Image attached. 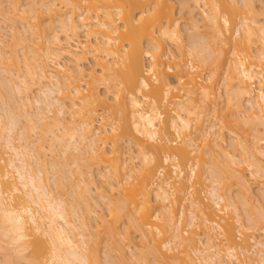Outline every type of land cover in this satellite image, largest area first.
<instances>
[{
    "label": "bare ground",
    "instance_id": "1",
    "mask_svg": "<svg viewBox=\"0 0 264 264\" xmlns=\"http://www.w3.org/2000/svg\"><path fill=\"white\" fill-rule=\"evenodd\" d=\"M179 1L177 7L173 0H31L32 4L29 0V7L20 8L19 0H0V19L11 25L9 30L14 34L9 40L12 43L8 42L0 26V68L4 69L0 76V144L6 156L0 152V255L4 260L9 258L6 264H19L24 259L38 260L39 264H116L110 253H104L106 258L98 262L96 247H90L95 227L103 222L105 235L112 239L121 235L120 240L129 244L131 253H125L123 242L120 251L115 249L125 258L129 254L127 260L118 256L121 264L124 260L145 264L148 249H143L151 245L153 263L149 264H264V239L247 231L264 235L263 208L253 211L248 206L249 198L255 196H251L250 176L264 185V163H257L259 159L254 157L264 158V147L262 143L255 147L254 159L249 141L234 129L239 119H247L241 123H252V131H248L258 138L252 139L253 143L264 140V22L257 19L256 6L262 5V0ZM7 5L12 6L7 9ZM183 24L188 25L185 30L191 32L190 40L185 41ZM82 32L84 42L80 40ZM195 70L208 71L209 75L199 83ZM221 72L227 112L220 118L215 86ZM27 79L38 85L36 97L28 94ZM5 91L15 95L8 99L10 105ZM98 113L101 120L107 117L111 123L96 122ZM40 126L44 136L38 135L35 141L31 134ZM224 130H228L238 154L228 152L220 143ZM196 132L205 135L202 141L215 136L207 143V150L197 148ZM159 136H165V142L161 139L160 143ZM46 137L51 143L48 147ZM124 137L129 145L126 150L121 147ZM130 145L136 148L139 167H128L136 158L128 155L133 148ZM213 148L239 170L234 172L229 165V171L224 172L213 158L204 172L209 182L202 185L204 196L191 194L194 183L204 174L199 162H192L190 156L198 152L204 161V152L212 153ZM47 152L57 158L49 162ZM157 157L164 165L171 164L173 177L159 180L164 166L155 171ZM88 158L94 165L103 164L96 172L108 181L105 187L96 184ZM184 175L191 185L186 194L191 200L188 207L181 204L177 211L174 203L181 197L171 199L178 194L171 183ZM61 178L71 183L69 193L63 192L66 184ZM200 181L198 184L204 183ZM225 181L235 184L239 192H247L238 196L225 192ZM52 183H59L56 190L72 197L64 199L59 191L58 195ZM262 185L260 197L264 201ZM115 190L119 199L113 195L117 199L111 196L114 201H109ZM95 194L105 203L109 201L110 222L93 208L91 203L102 208ZM72 198L75 203L70 202ZM127 209H131L130 216ZM220 213H228L227 217L233 214L237 226L231 217L222 219ZM123 218L126 224L129 221L122 224H130L125 227L132 226L143 240L137 258L132 252L134 245L130 246L134 231L119 229L124 231L121 234L116 227ZM184 223L191 235L183 229ZM197 226L201 232L205 230L201 238L194 230ZM237 233H245L240 242Z\"/></svg>",
    "mask_w": 264,
    "mask_h": 264
},
{
    "label": "rangeland",
    "instance_id": "2",
    "mask_svg": "<svg viewBox=\"0 0 264 264\" xmlns=\"http://www.w3.org/2000/svg\"><path fill=\"white\" fill-rule=\"evenodd\" d=\"M259 1V0H258ZM30 3H31V0H30ZM30 3H29V0H19V2H18V4H20L19 5V7L21 6H24L23 8H25V7H27L28 6V4L30 5ZM261 3V2H260ZM259 2L257 3V4H260ZM32 4V3H31ZM172 4L173 5H176L177 7H179V5L181 4L180 3V1L179 0H173V2H172ZM7 6H9V7H6L7 9H9V8H11V6L10 5H7ZM258 8H257V16H258V20H260L261 22H264V0H262V5L260 4V5H256ZM20 7V8H21ZM29 7V6H28ZM256 16V17H257ZM198 19H200V17L198 16L197 17ZM250 19H252V17H250ZM4 24V25H3ZM201 24V23H200ZM8 25H10V24H8ZM7 23L5 24V23H3V21H1V19H0V26L3 28V30L5 31V34H7L6 36H7V38H6V36H4L5 37V39H8V42H11V41H9V40H12L13 39V33L11 34V32H12V30H9L10 28H11V25L7 28ZM6 27V28H4V27ZM182 28H183V30H185V29H187L188 28V25L187 24H183V26H182ZM3 30H1V31H3ZM14 32H15V30H13ZM20 31H21V29H20ZM188 31H186L185 30V32L183 33L184 34V38H185V41H187V39H188V37H189V39L188 40H190V36H188V35H190L191 34V32H188ZM3 34H4V32H2ZM4 34V35H5ZM10 35V36H9ZM8 37H10V38H8ZM80 40L82 41V42H84V40H85V37H84V33L82 32V34H81V37H80ZM189 42V41H188ZM12 43V42H11ZM187 43V42H186ZM32 48V47H31ZM30 48V49H31ZM173 49H176V47L174 46L173 47ZM29 49H27V51H28ZM32 50V49H31ZM176 51V50H175ZM21 53H22V51H20ZM30 54V53H29ZM31 55V54H30ZM10 63V62H9ZM88 68H89V65H86V70H88ZM3 69V68H2ZM4 70V69H3ZM3 70H1V68H0V76H1V74L3 75V73H4V71ZM2 71H3V73H2ZM23 71H25V69H23ZM194 73H195V76H197L198 77V82L199 83H201L202 82V80H204L205 79V77H207L208 75H209V73H208V71H202V72H200V70H195L194 71ZM222 73L223 72H221L220 73V75H218L217 76V83H216V86H215V89H216V93H217V96L219 97V98H217L216 100H215V106H217L216 108L217 109H219V112L221 113L220 114V118H221V115H223L222 113H224L225 114V112H227L226 110H227V108H226V110H225V107H226V103H225V100H226V98H225V94H224V90H225V81H223V76H222ZM0 79H2L1 77H0ZM31 80V79H30ZM27 81H28V79H27ZM32 81V80H31ZM27 82V83H29L28 84V86H27V90L29 91L28 92V94L30 95V97H36L37 95H39L38 93V91H39V88H38V85H36V84H34V82ZM82 84L83 85H85V82L83 81L82 82ZM38 90V91H37ZM102 91H101V93L103 94V89H101ZM7 91V90H6ZM4 92V94L6 93L7 95H6V97H5V99H7V102H8V99L10 100L11 98L13 99V97L15 96H13L12 97V95L13 94H11L12 93V91L11 92ZM84 92H86L85 90H83ZM11 95L10 97L8 96L9 94ZM220 95H221V98H220ZM9 97V98H8ZM17 97H19V96H16L15 98H17ZM185 98V97H184ZM11 99V100H12ZM20 99V98H19ZM10 100V101H11ZM10 101L8 102L9 103V105H10ZM32 101H33V99H32ZM217 103V104H216ZM32 109V108H31ZM223 110V111H222ZM101 115H100V113H98V116H97V119H96V122H100L101 124H105V125H109L111 122H108L107 120H106V118L107 117H105L104 119H100L99 117H100ZM231 117V116H230ZM230 117H228L227 119L228 120H231V122H232V124H234V123H236V122H234L235 121V119H230ZM219 118V119H220ZM233 118V117H232ZM235 118V117H234ZM243 119V118H242ZM238 120V122H239V126L237 127V126H234V129H235V133L236 134H238L240 137H241V135L244 137V138H246V139H244L243 137H241L244 141L245 140H247V142H248V145L250 146L251 145V148L249 149L250 151H249V153H251V156L256 152L255 150H256V146H260L261 145V143H262V145L261 146H263L264 147V140H261L259 143H256V145L253 143V140L255 139H258L257 138V136H252V134H254L255 132H251L252 131V126H250V124H252V123H250V124H247L246 126L244 125L245 123H241L243 120H246L245 122H247V119H243V120ZM211 122V121H210ZM244 122V121H243ZM252 122V121H251ZM253 122H255V121H253ZM99 124V123H98ZM117 124H118V122H117ZM207 124H209V122L207 123ZM40 125V124H39ZM253 125H254V123H253ZM251 128V129H249V127ZM254 127V126H253ZM256 127V126H255ZM219 127H216V129H218ZM36 129H38V130H35V132H33L31 135H34V136H31L32 138H33V140H34V138H35V141H36V139H38V138H40V135L41 134H43V133H40V131L41 132H43V127H42V129H41V126H40V128H36ZM247 129V130H246ZM254 129V128H253ZM256 129V128H255ZM248 130H251V131H248ZM246 131H247V133H246ZM34 133H37V135L36 134H34ZM161 133H163V132H161ZM244 133H246V135L244 134ZM164 134V133H163ZM162 134V135H163ZM248 134V135H247ZM38 135H39V137H38ZM161 135V134H160ZM254 135H256V133L254 134ZM42 136V135H41ZM44 136V135H43ZM42 136V137H43ZM167 137H168V139L169 140H173L174 139V137L173 136H171V135H166ZM248 136V137H247ZM250 136L252 137V138H250ZM38 137V138H37ZM160 137V139L159 140H163L164 142H165V140L166 139H163V138H166L165 136H159ZM194 137H195V139H196V143L198 144L197 145V148H200V146H201V149H204V151L205 150H207V147H206V145H207V143H211L212 141H213V139H215V136L213 137V136H210V138L209 139H207L206 141H202L203 140V138L205 137V135L204 134H202L201 132H196V134L194 135ZM126 138L127 137H124V139H122L123 140V143H121V147H123L125 150L127 149V147H128V149H129V145H128V141L126 140ZM217 138V137H216ZM45 139H49L48 137H46ZM253 139V140H252ZM32 139H31V141H33ZM50 140V139H49ZM48 140V142H46L45 141V143H46V146L48 147L49 146V144H51V143H49L50 141ZM122 140H121V142H122ZM162 140H161V142L160 143H162ZM260 140V139H259ZM124 141H126V142H124ZM222 141V142H221ZM220 141V143L221 144H223L222 146H225V148H226V150L229 152L230 151V153L232 152V154L234 153L235 155L236 154H238V152L237 151H235L236 149L234 148V141H233V143H232V141H231V136H230V134L228 133V130H224V132H223V140H221ZM251 141V142H250ZM163 142V143H164ZM125 143V144H124ZM48 144V145H47ZM124 146H123V145ZM167 143H165V145H166ZM252 144L254 145V147L252 146ZM133 145V144H132ZM132 145H130V147L132 146ZM159 145H162V144H159ZM164 145V144H163ZM232 145V146H231ZM134 146V145H133ZM132 146V147H133ZM196 146V145H195ZM195 146L193 147V148H195ZM253 147V148H252ZM197 148H195V149H197ZM254 151H253V150ZM213 150H214V152H210V153H206V152H204V161H202V159H201V157H200V155L198 154V152H197V154L196 153H194V154H192L191 156H190V158H191V160H192V158H193V160H192V162H196V161H198L199 162V165L202 167V169H203V173L202 174H204V172H206V170H207V167L208 166H211V162H212V160H213V158H216L219 162H220V167H221V170H223L224 172H227V170L229 169V168H231V166H232V170L235 172L236 170H239V167H237L236 165H234V167H233V165L232 164H228V162H227V160H226V158H225V156L223 155V154H221V153H219V151H217V150H215L214 148H213ZM225 150V149H224ZM264 150V149H263ZM262 150V151H263ZM128 151V150H127ZM131 153L129 152L128 153V155L130 156V154H133L135 157L137 156V151H136V148L135 147H133V148H131ZM239 151V150H238ZM0 152H1V155L4 157V158H6V156H5V150L3 149V147H2V145L0 144ZM59 152V151H58ZM254 152V153H253ZM200 153V152H199ZM220 154V155H219ZM233 154V155H234ZM256 154V153H255ZM256 155H258V154H256ZM254 156L256 159H257V157H258V159L259 160H256V162L258 163V162H262V163H264L263 161H264V158H263V156L262 157H260V155H258V156ZM47 156L49 157H46V158H48L47 160H50L51 158H52V160H53V158H57V157H54L52 154H51V152L50 153H48L47 152ZM220 156V157H219ZM240 156H238V158H239ZM253 157V156H252ZM253 157V158H254ZM158 158V157H157ZM196 158V159H195ZM254 158V159H255ZM261 158V159H260ZM89 159V158H88ZM55 160V159H54ZM53 160V161H54ZM90 161H91V159H89ZM190 160V161H191ZM90 161H88V163L90 162ZM139 161H140V158L139 157H136V158H133V161L131 160V162L129 161V165H128V167H139L140 166V163H139ZM253 161H255V160H253ZM49 162H52L51 160L49 161ZM94 162V161H93ZM156 162V161H155ZM154 162V163H155ZM91 164H92V161L90 162ZM153 163V164H154ZM204 163V164H203ZM156 165H157V168H155V169H157V170H155L156 172H158V170H159V168H162V167H160V166H164L163 167V176L159 179V180H165V179H168V178H170V176H172L173 175V173H171L172 172V166H171V164L170 165H167L166 166V164L164 165V162H163V160L160 158H158V162H156L155 163ZM99 164H97V163H95V165L94 164H92V174H93V176L95 175V180L97 181H95L96 182V184L99 186V187H105V184H107L108 183V181L106 180V179H102V178H105V177H102V178H100L98 175H100L99 173L97 174V172H99V170H98V168L100 169V167H101V169H102V165L100 164V166H98ZM152 165V164H151ZM229 165H231V166H229ZM245 165V164H244ZM243 164L241 165V166H243L242 168H244L245 166H244ZM154 166V165H153ZM229 166V167H228ZM235 166H236V169H235ZM239 166V165H238ZM156 167V166H155ZM238 168V169H237ZM241 168V167H240ZM241 168V169H242ZM100 169V170H101ZM128 169V168H127ZM240 169V170H241ZM189 170V166H187L185 169H184V171H185V174H188V171ZM231 170V169H230ZM231 170V171H232ZM97 171V172H96ZM229 171V170H228ZM245 172V175H247L248 176V173L250 172H248V169L247 170H244ZM155 172V173H156ZM198 172H199V169H198ZM238 172V171H237ZM50 174H52V173H50ZM206 174V173H205ZM201 175L202 176V178L200 177V179H202V180H204L203 182L204 183H200V184H198L199 183V181H200V179H199V181H197V180H194V182H198L197 184L196 183H194L195 185H193V183L191 182V184L194 186V187H192V189H194V190H192V192H191V190H190V183L187 181L186 182V180L188 179H185L186 178V176L187 175H184V178L183 179H185V180H183L182 178V180L183 181H180L179 179H176V180H174V181H172V183H171V185H175V188H177L176 190H177V192H178V194H177V196H176V191H174V196L171 198L172 200H174L173 198H176V197H178V195H179V197H181V198H179L180 200H178V202H177V204H176V201H177V198H176V201H175V203H174V207H176L177 208V211H178V209L180 208V205L181 204H184L185 205V207L187 206H189V200H191V198L189 197V196H187L186 194H189V190H190V193L191 194H194V195H196L197 196V194H201V196L203 195L204 196V194L205 193H203V190H205V181H207L205 178V176L206 175ZM53 175V174H52ZM52 175H50V176H52ZM156 176H155V178H157V173L155 174ZM159 176V175H158ZM250 176V175H249ZM247 177L248 178V180L250 179V177H252V178H254L253 176H250V177ZM97 177V178H96ZM141 177V176H140ZM173 177V176H172ZM171 177V178H172ZM199 177V176H198ZM53 178V177H52ZM55 178V177H54ZM53 178V179H54ZM65 178V177H64ZM64 178H61V180L63 179L64 180ZM74 178V180H76L75 178L76 177H73ZM197 178V177H196ZM250 179L251 181L249 182L250 184H251V186H252V191H253V194L251 195V196H253L254 194H255V196L253 197V199H254V201H255V203H254V201H253V204H251L252 203V197L251 198H249L250 196L248 195V193H247V195H248V197H247V199L249 198L250 199V201H251V203H248V204H250V205H248V206H250L251 207V209L253 210V211H256L257 210V208H258V210H261L262 208V210H261V212H263V210H264V201L261 199L262 197H260V196H262L261 195V185H262V183H260V182H258V181H260V180H256L258 183H256V181L254 180V179ZM56 179V178H55ZM54 179V180H55ZM66 179V178H65ZM62 180V181H63ZM67 180V179H66ZM105 180V181H104ZM178 180V181H177ZM202 180L200 181V182H202ZM60 181V180H59ZM65 181V180H64ZM63 181V182H64ZM88 181H89V179H88ZM176 181L178 182V183H176ZM179 181H180V183H179ZM231 182H232V180H230ZM230 181H225V192H231L232 194H234V196H238V193H241V192H243V193H245V192H247V191H241V192H239L240 190H239V188L235 185V184H231V182ZM253 181H254V183H253ZM66 182V181H65ZM64 182V183H65ZM105 182H107V183H105ZM136 182V181H135ZM181 182H182V185L180 186V184H181ZM184 182V183H183ZM208 182V181H207ZM67 183H68V181H67ZM67 183H65L67 186H68V188H67V186L65 185V184H63L62 182H61V184L62 185H65L64 187H65V191H63V192H65V194H66V191L68 192V190H69V186H71V183H70V185H68ZM189 183V184H188ZM209 183V182H208ZM207 183V184H208ZM232 183H234V182H232ZM53 185H56V186H54L53 188H54V190H56V188L58 187V186H60L59 185V183H57V184H54V183H52ZM188 184V185H187ZM206 184V185H207ZM253 184V185H252ZM170 185V186H171ZM179 185V186H178ZM186 185V186H185ZM190 185V186H189ZM202 185H204V186H202ZM229 185H233L232 187L231 186H229ZM169 186V187H170ZM185 186V187H184ZM189 186V187H188ZM250 186V187H251ZM129 187V186H128ZM131 187V186H130ZM171 187H173L174 188V186H171ZM259 187V188H258ZM264 187V185H262V188ZM63 188V187H62ZM187 188H189L188 190H187ZM70 189H71V187H70ZM152 189H154V188H151V193H152ZM226 189H230L231 191H226ZM62 189H57L56 191L58 192H60ZM181 190H183V191H181ZM187 190V191H186ZM59 192L57 193L58 195H59ZM63 192H60V193H62V195L64 196L65 194L63 193ZM116 192V190L113 192V193H115ZM69 193V192H68ZM98 194V193H97ZM97 194H95L96 195V200L98 199V202L99 203H102L101 205V207L104 209V210H102V208H99V207H97L94 203H91L92 204V206H93V208L95 207V209H97V213H99V215H101L102 216V218L104 219L105 218V220H107V221H109L110 222V219H111V215H110V209H108L109 207L108 206H106L107 205V202H109V201H112L115 197L113 196V195H115V196H118L117 198L119 199V195H120V193H118V194H112V193H110L108 196H109V198L111 199H109V201H106V203L100 198V197H98L97 196ZM112 194V195H111ZM69 195V194H68ZM186 195V196H185ZM193 195V196H194ZM111 196L112 197H114L113 199L111 198ZM185 196V197H184ZM200 196V195H199ZM70 197H72V196H70ZM70 197H67V195H65V197H64V199L65 198H70ZM120 197H122V196H120ZM188 197L190 198V199H188ZM195 197V196H194ZM117 198H115L114 200H116ZM185 200H184V199ZM193 198V197H192ZM78 199H80V198H78ZM121 199V198H120ZM249 199H248V202H249ZM252 199V200H251ZM71 199H69V201H70ZM72 200L73 201H70V202H74V199L72 198ZM83 200V199H82ZM86 200H87V198H86ZM113 200V201H114ZM184 200V201H183ZM256 200L258 201V202H256ZM262 200V201H261ZM181 201V202H180ZM187 201V202H186ZM189 201V202H188ZM260 201V202H259ZM81 202V203H80ZM91 202V201H90ZM92 202H93V200H92ZM97 202V201H96ZM184 202V203H183ZM75 203V202H74ZM79 203H80V205H81V207H82V201H80L79 200ZM98 203V204H99ZM177 205H178V207H177ZM253 205V206H252ZM97 207V208H96ZM108 207V208H107ZM257 207V208H256ZM157 208V207H156ZM241 209H242V212H243V215H246V211H245V209H244V207L243 206H241ZM131 209H127V211L126 212H128L129 211V213L130 214H127V215H131V211H130ZM126 212H125V214H126ZM258 212H260V211H258ZM231 213V212H230ZM228 214V213H227ZM227 214H224L223 215V213H220V214H218L221 218L222 217H226L227 218V220H228V218H230V220L232 221V223L234 222V219H233V214H230L231 216L229 217H227ZM104 215H105V217H104ZM127 215H125V217L124 218H127V217H129V216H127ZM229 215V214H228ZM123 218V219H124ZM164 218V217H163ZM100 219V218H99ZM103 219H101V220H103ZM128 219V218H127ZM166 220H167V217L165 218ZM223 219V218H222ZM226 220V219H225ZM122 219L119 221L120 222V224H117L116 225V227L118 228V230L119 229H122V230H124V228H126V227H129L130 226V224L128 225V226H126L127 224H128V221L129 220H127V224L125 223L126 222V219H124V221H122ZM221 221H223V220H221ZM92 223H93V226L95 225V220H93L92 219V221H91ZM225 222V221H224ZM91 223V224H92ZM99 223V222H98ZM98 223H96V224H98ZM104 223V222H103ZM101 224L99 227H95V228H97V230L96 229H94V231H95V235H94V237H92L91 238V246L90 247H96L95 249H96V251H97V258L99 259V261L98 262H100L102 259H104V257L106 258V256L107 255H109V253H110V255H112V257L111 258H115V259H112V260H115V262L114 263H116V264H118L120 261H123V260H120V257H121V259H124L125 258V256L124 255H122L120 252H118V254L117 253H115L116 251H115V249H117L118 251H120V247L122 246H124V244L123 243H125V241L126 240H120L121 239V237L119 236L118 237V239H116V238H114V239H112V238H110L109 236L110 235H105L104 233H106V224L104 225V224ZM106 223V222H105ZM122 223H124V224H126V225H124V224H122ZM223 223V222H222ZM236 223L237 222H234V224L236 225ZM185 224V223H184ZM184 224H183V229H185L187 232H189V234L191 235V229H189V228H187V226H186V224H185V226H184ZM199 226H201L202 227V223L200 224V222H199V224H198ZM204 225V224H203ZM126 226V227H125ZM199 226H197V228L195 227L194 228V230H196L197 231V233H198V235H199V237L201 238L202 236H203V234H202V232H204L206 229V227L205 228H203L202 227V229H205V230H203L202 232H201V228L199 227ZM237 226V225H236ZM133 227L131 226V228L130 229H132ZM238 228V227H237ZM100 229V230H99ZM104 229V230H103ZM127 229V228H126ZM130 229H127V230H130ZM135 229H132V231H134ZM154 230V229H153ZM181 230H182V228H181ZM100 231L102 232V233H100ZM120 231V230H119ZM125 231V230H124ZM124 231H120V233L121 232H124ZM237 231H238V229H237ZM248 231V233L249 234H254V236H256L255 238L257 239V236H258V239H261V238H263L264 239V235H262L261 233H258L257 234V231H253V230H247ZM131 232V231H130ZM135 232V231H134ZM130 233L131 235H133V236H131L130 238H131V240H130V242H132V244H130V246H132V245H134V250L132 251L133 253L135 252V257L137 256H139V252L143 249V247H141V246H144V244H143V240L141 241L140 240V238H139V234L137 233V232H135V233ZM99 233V234H98ZM126 233V232H125ZM125 233L123 234L124 236H125ZM199 233H201V236H200V234ZM215 233V232H214ZM217 233V232H216ZM215 233V234H216ZM122 234V233H121ZM261 234V235H260ZM127 235V234H126ZM237 238H238V242H240V240L242 241V239L244 238V236H245V233L244 234H239V233H237ZM260 235V236H259ZM166 236H169L168 234L166 235ZM112 237V236H111ZM196 237H198V236H196ZM218 237H221V236H218ZM243 237V238H242ZM124 238V237H123ZM139 238V239H138ZM242 238V239H241ZM116 239V240H115ZM133 239V240H132ZM135 239V240H134ZM158 239V238H157ZM159 239H161V238H159ZM220 238H218V240H219ZM29 240H33V238H29ZM197 240H198V238H197ZM221 240H223V241H225L224 240V238L223 237H221ZM220 240V241H221ZM254 239H252L251 237L249 238V242L251 241V243L253 244V241ZM121 241V242H120ZM222 241V242H223ZM123 242V243H122ZM222 242H221V244H222ZM126 243H128L127 241H126ZM125 243V244H126ZM140 243V245H138ZM225 243V242H224ZM250 243V246L249 247H251V244ZM146 244V243H145ZM129 245V244H128ZM128 245L126 244L125 246H124V250L126 251L125 253L127 254V252H128ZM120 246V247H119ZM152 246V245H151ZM151 246H149V248H144L143 249V251H145L146 249H148V250H146L145 251V253L147 254H145L146 256V260H148V261H145V264H149V262H151L152 260H153V257H152V250H150L151 249ZM222 246L224 247V245L222 244ZM248 247V248H249ZM126 248V249H125ZM142 248V249H141ZM39 249H40V251L42 250V248H41V246L39 247ZM181 249V248H180ZM179 249V250H180ZM29 250H32L31 248L29 249ZM103 250H104V252H103ZM106 250H107V252H106ZM109 250H111V252H109ZM178 250V251H179ZM99 251V252H98ZM176 252H178L177 250H175ZM42 252V251H41ZM100 252H101V254H100ZM103 252V253H102ZM0 253H2V252H0ZM104 253H108L107 255H103ZM121 255H120V254ZM128 253H131L130 251L128 252ZM137 254V255H136ZM245 255H249L247 252H245ZM3 256V254H1L0 255V264H3V263H5L4 261H6L7 259H9V258H6L5 260H4V257H2ZM5 256V255H4ZM100 256V257H99ZM118 256H120L119 257V259H118ZM124 258H123V257ZM128 256H129V254H128ZM128 256L125 258L126 260H127V258H128ZM117 257V258H116ZM136 257V258H137ZM148 257V258H147ZM152 257V258H151ZM101 258V259H100ZM131 258V257H130ZM194 258H196L195 256H194ZM117 259V260H116ZM130 260V259H129ZM135 260V259H134ZM128 262V263H127ZM127 262H125V260H124V263H126V264H139V263H137V262H133V260H131V263L129 262V261H127ZM146 262H148V263H146ZM94 263V262H93ZM100 263H102V262H100ZM124 263H122V264H124ZM143 263V262H142ZM141 262H140V264H142ZM151 263H153V262H151ZM6 264V263H5ZM8 264V263H7ZM97 264V263H96ZM119 264H121V262L119 263ZM144 264V263H143Z\"/></svg>",
    "mask_w": 264,
    "mask_h": 264
},
{
    "label": "snow or ice",
    "instance_id": "3",
    "mask_svg": "<svg viewBox=\"0 0 264 264\" xmlns=\"http://www.w3.org/2000/svg\"><path fill=\"white\" fill-rule=\"evenodd\" d=\"M59 206L63 207L62 203ZM59 218L61 220L64 219L63 216H60ZM17 223H19V222H17ZM19 264H39V261L38 260H34V259H24V260L20 261ZM109 264H110V262H109Z\"/></svg>",
    "mask_w": 264,
    "mask_h": 264
},
{
    "label": "built area",
    "instance_id": "4",
    "mask_svg": "<svg viewBox=\"0 0 264 264\" xmlns=\"http://www.w3.org/2000/svg\"><path fill=\"white\" fill-rule=\"evenodd\" d=\"M158 174H159V178H161L163 176V171L160 169Z\"/></svg>",
    "mask_w": 264,
    "mask_h": 264
}]
</instances>
